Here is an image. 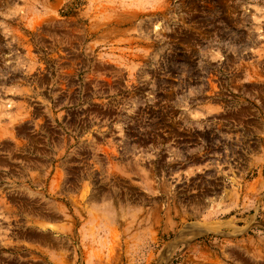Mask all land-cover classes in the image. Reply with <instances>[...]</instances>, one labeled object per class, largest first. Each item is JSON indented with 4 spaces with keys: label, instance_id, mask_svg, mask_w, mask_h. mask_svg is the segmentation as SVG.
Masks as SVG:
<instances>
[{
    "label": "rangeland",
    "instance_id": "374dc122",
    "mask_svg": "<svg viewBox=\"0 0 264 264\" xmlns=\"http://www.w3.org/2000/svg\"><path fill=\"white\" fill-rule=\"evenodd\" d=\"M76 3L0 0V264H264V0Z\"/></svg>",
    "mask_w": 264,
    "mask_h": 264
},
{
    "label": "trees",
    "instance_id": "16d2710c",
    "mask_svg": "<svg viewBox=\"0 0 264 264\" xmlns=\"http://www.w3.org/2000/svg\"><path fill=\"white\" fill-rule=\"evenodd\" d=\"M75 1H77L76 4H81L83 0H75ZM62 13L64 16H67V15H71L72 13L74 14V11H67L66 8L64 7V8H62Z\"/></svg>",
    "mask_w": 264,
    "mask_h": 264
}]
</instances>
